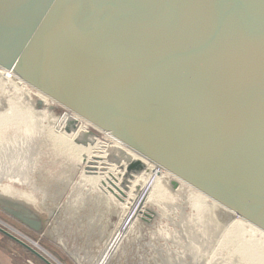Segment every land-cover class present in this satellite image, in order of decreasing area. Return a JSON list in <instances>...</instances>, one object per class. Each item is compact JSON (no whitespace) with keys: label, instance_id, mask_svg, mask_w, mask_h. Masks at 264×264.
Masks as SVG:
<instances>
[{"label":"water","instance_id":"obj_1","mask_svg":"<svg viewBox=\"0 0 264 264\" xmlns=\"http://www.w3.org/2000/svg\"><path fill=\"white\" fill-rule=\"evenodd\" d=\"M0 65L264 229V0H0Z\"/></svg>","mask_w":264,"mask_h":264},{"label":"bare ground","instance_id":"obj_2","mask_svg":"<svg viewBox=\"0 0 264 264\" xmlns=\"http://www.w3.org/2000/svg\"><path fill=\"white\" fill-rule=\"evenodd\" d=\"M10 101L22 104L18 107L28 114L19 117L23 120L20 121L21 125L28 127V130L24 131L23 139L31 138L33 146L32 149L28 146L29 139L19 141L20 138L9 136L17 131L12 127L17 115L0 120V123H7L11 127L6 131L0 124V163H10L8 168L11 170L0 175V209L8 215L22 222L25 217H39L35 205L40 208L38 204L43 199L34 198L32 192L18 186L26 180L34 179V170L43 169L42 173H45L47 168L53 175L65 174L70 180L74 177L75 169L79 167L78 185H84L94 199L101 200L106 197L107 201L114 202L113 205L110 203L111 207L118 204L117 206L132 213L138 210L142 216L152 211L159 215L174 209L185 210V214L179 215L180 219L172 222L167 219L160 224L165 227L172 224L180 231L195 235L201 244V251L207 255L206 264H264V229L122 141L111 131L104 130L81 113L32 85L15 71L10 72L0 65V109L11 108L8 104ZM28 119H33L35 123L28 126ZM42 125L45 130L39 129ZM21 131L19 133L22 136ZM25 132H28V135ZM28 147L31 149L28 157L30 168L25 165V156L21 157V154L26 155L25 150L27 153ZM134 160L142 161V171L127 170L129 163ZM15 162L20 165H14ZM12 171L15 179L18 177L19 181L6 180L7 174L11 176ZM58 179L60 180L59 177L56 180ZM61 179L65 182L64 177ZM38 192L36 190L37 195ZM45 192L44 189L41 194L46 195ZM193 210H196L197 214L192 213ZM189 214L191 215L188 216ZM157 217L165 219V216ZM0 223L11 233L26 236L1 219ZM29 239L25 240L30 244ZM43 251L56 258L49 251ZM57 262L62 264L58 259Z\"/></svg>","mask_w":264,"mask_h":264},{"label":"rangeland","instance_id":"obj_3","mask_svg":"<svg viewBox=\"0 0 264 264\" xmlns=\"http://www.w3.org/2000/svg\"><path fill=\"white\" fill-rule=\"evenodd\" d=\"M8 104H10L11 108L0 109V120H6L10 115L11 117L17 115L15 116V124L12 126L17 130H15L17 135L14 133L9 136L20 138L19 141L29 139L27 144H30L31 146H28L32 149L33 140L31 138L23 139L25 137L24 131L28 130V127L24 124L21 125L20 121L23 120L22 117H19L28 114L18 107V105L22 104L14 101H10ZM2 116L7 118H2ZM26 123L31 126L35 121L28 119ZM0 124L6 131L11 129L7 123L1 122ZM42 126L39 129L45 130L44 125ZM18 130L23 131H21L23 137ZM25 133L28 135V132ZM29 147L27 148V153L25 150L26 155L21 154V157L25 156L27 168L31 167V162H28L29 154H31ZM8 165L10 166V163H0V175L11 172ZM14 165L20 164L15 162ZM42 171L43 169L40 171L34 170V179L26 180L25 183L22 182L18 186L28 192H32L34 198L43 199L38 204L40 208L35 205V211L39 215L35 220L40 224L42 222L43 229L40 231L34 229L0 209V219L37 242L39 246L27 243L45 257V259L42 258L39 254L32 251V248H27L16 240L9 238V241H12L13 260L16 263L59 264L57 262L58 259L62 264H206L207 255L201 251V244L195 235L187 231H180L172 224L168 225L169 228L160 224L167 219L171 222L180 219L179 215L185 214V210L174 209L167 211V214L160 213L159 215L157 212L152 211L147 213L148 215L152 213L151 217L147 214L142 216L139 213L140 211L135 210L136 212L132 213L129 212L130 210L127 211L123 207L117 206L118 204L111 207L114 202L107 201L106 197L102 198V201L92 198L87 188L83 187L84 185H78L79 167L75 169L74 177L70 180L64 173L63 176H56L47 168L44 170L45 173H42ZM17 172L19 173V171ZM6 177L7 181H19L17 176V180L15 179L13 171L11 176L7 174ZM52 177L53 179L59 177L60 180L58 179L57 181L55 179L56 183H54ZM63 177L64 179L66 177L65 182L61 181ZM25 178H27V175ZM28 181L30 182L28 183ZM26 183L31 185V187ZM81 187L82 189L80 190L79 188ZM44 189L46 190V195L41 194ZM34 190L35 193L36 190L37 192L39 191L38 195L34 193ZM193 212L197 211L193 210ZM157 216H165V219ZM146 217L150 219L147 221ZM0 225L4 227L3 224L0 223ZM18 237L26 241L23 236L18 235ZM194 248L200 249L196 250ZM43 249L52 253L56 260L49 254H45ZM197 251L199 254L201 253L200 255L204 254L205 257L204 255H198Z\"/></svg>","mask_w":264,"mask_h":264},{"label":"crops","instance_id":"obj_4","mask_svg":"<svg viewBox=\"0 0 264 264\" xmlns=\"http://www.w3.org/2000/svg\"><path fill=\"white\" fill-rule=\"evenodd\" d=\"M9 238L12 239L0 230V264H18L13 260L12 241Z\"/></svg>","mask_w":264,"mask_h":264},{"label":"flooded vegetation","instance_id":"obj_5","mask_svg":"<svg viewBox=\"0 0 264 264\" xmlns=\"http://www.w3.org/2000/svg\"><path fill=\"white\" fill-rule=\"evenodd\" d=\"M28 226L33 227L34 229H36L34 225H28Z\"/></svg>","mask_w":264,"mask_h":264},{"label":"built area","instance_id":"obj_6","mask_svg":"<svg viewBox=\"0 0 264 264\" xmlns=\"http://www.w3.org/2000/svg\"><path fill=\"white\" fill-rule=\"evenodd\" d=\"M8 70H10V72H13V70H11L10 68H7Z\"/></svg>","mask_w":264,"mask_h":264}]
</instances>
